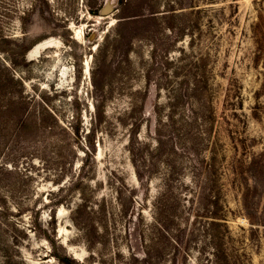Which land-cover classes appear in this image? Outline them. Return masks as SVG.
I'll list each match as a JSON object with an SVG mask.
<instances>
[{
    "label": "rangeland",
    "instance_id": "rangeland-1",
    "mask_svg": "<svg viewBox=\"0 0 264 264\" xmlns=\"http://www.w3.org/2000/svg\"><path fill=\"white\" fill-rule=\"evenodd\" d=\"M0 264H264V0H0Z\"/></svg>",
    "mask_w": 264,
    "mask_h": 264
},
{
    "label": "water",
    "instance_id": "water-1",
    "mask_svg": "<svg viewBox=\"0 0 264 264\" xmlns=\"http://www.w3.org/2000/svg\"><path fill=\"white\" fill-rule=\"evenodd\" d=\"M104 14H109V9L104 10Z\"/></svg>",
    "mask_w": 264,
    "mask_h": 264
}]
</instances>
